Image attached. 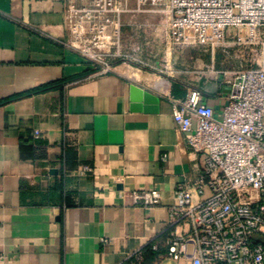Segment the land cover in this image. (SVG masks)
Masks as SVG:
<instances>
[{
    "label": "crops",
    "instance_id": "1",
    "mask_svg": "<svg viewBox=\"0 0 264 264\" xmlns=\"http://www.w3.org/2000/svg\"><path fill=\"white\" fill-rule=\"evenodd\" d=\"M72 1L0 0V264H132L139 251L155 264L174 189L200 165L171 101L194 85L219 114L229 88L128 65L91 77L62 45ZM152 189L159 206L132 205Z\"/></svg>",
    "mask_w": 264,
    "mask_h": 264
},
{
    "label": "built area",
    "instance_id": "2",
    "mask_svg": "<svg viewBox=\"0 0 264 264\" xmlns=\"http://www.w3.org/2000/svg\"><path fill=\"white\" fill-rule=\"evenodd\" d=\"M144 13L164 15L167 43L205 48L211 60L219 52L233 64L218 85L229 88L219 114L199 88L171 101L176 128L200 165L196 180L174 189L155 264H264V0H73L62 45L91 77L106 76L131 63L121 55L123 18ZM131 200L152 208L162 197L137 190ZM132 264H146L141 251Z\"/></svg>",
    "mask_w": 264,
    "mask_h": 264
},
{
    "label": "rangeland",
    "instance_id": "3",
    "mask_svg": "<svg viewBox=\"0 0 264 264\" xmlns=\"http://www.w3.org/2000/svg\"><path fill=\"white\" fill-rule=\"evenodd\" d=\"M123 21L125 26L121 29V55L131 61L124 65L175 80H188L191 84L202 81L217 86L223 84V74L233 68L229 59L219 52L211 60L205 48L167 43L164 15L128 14ZM140 24H144V27H139ZM207 57L210 60L206 61ZM189 88L199 87L191 85Z\"/></svg>",
    "mask_w": 264,
    "mask_h": 264
},
{
    "label": "trees",
    "instance_id": "4",
    "mask_svg": "<svg viewBox=\"0 0 264 264\" xmlns=\"http://www.w3.org/2000/svg\"><path fill=\"white\" fill-rule=\"evenodd\" d=\"M154 254H155V253H153V252L150 253L151 258L153 257Z\"/></svg>",
    "mask_w": 264,
    "mask_h": 264
}]
</instances>
